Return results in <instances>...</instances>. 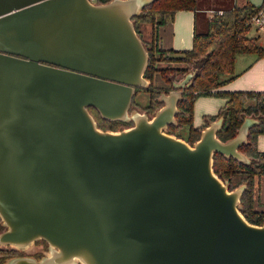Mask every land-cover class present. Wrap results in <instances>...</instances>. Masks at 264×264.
<instances>
[{
	"label": "water",
	"instance_id": "obj_1",
	"mask_svg": "<svg viewBox=\"0 0 264 264\" xmlns=\"http://www.w3.org/2000/svg\"><path fill=\"white\" fill-rule=\"evenodd\" d=\"M150 0H0V246L5 264H264V221L241 210L214 153L240 160L250 125L223 116L193 142L168 130L182 88L131 107L149 50L133 15ZM262 5L264 0H252ZM132 120L103 128L90 109Z\"/></svg>",
	"mask_w": 264,
	"mask_h": 264
},
{
	"label": "trees",
	"instance_id": "obj_2",
	"mask_svg": "<svg viewBox=\"0 0 264 264\" xmlns=\"http://www.w3.org/2000/svg\"><path fill=\"white\" fill-rule=\"evenodd\" d=\"M198 4L199 0H150L139 13L133 15L135 27L149 50L144 74L150 82L137 87V91H148V101L142 104L133 99L135 105L132 107L137 105L152 115L163 103L159 98L161 92L174 88L175 82L193 71L186 84L181 86L177 121L169 123V131L193 142L205 125L223 116L217 134L227 140L238 132L246 116L255 117L247 139L239 146L249 156V161L216 151L214 169L228 181L230 188L246 183L241 195V210L250 221L261 223L264 221V208L257 207L256 191L257 179L264 174V149L258 145V136L264 132V89H220V86L237 74L235 63L239 53L256 52L260 56L264 55V42H261L260 35L250 33L253 25L251 17L264 6V2L257 5L252 0H242L226 7H215L207 18L206 27L195 28L190 47L161 46L159 26L173 19L178 9H197ZM146 23L151 24L150 35L145 34ZM164 60L166 63H163ZM158 76L164 82H156ZM202 94H221L226 99L216 112L205 113L203 122L196 125L193 122L194 103ZM90 109L98 115V124L103 128H118L132 123V120L103 117L94 106H90ZM185 126L187 128L182 130ZM4 227L0 216V230ZM15 251L19 249L0 246V263L4 264V259Z\"/></svg>",
	"mask_w": 264,
	"mask_h": 264
},
{
	"label": "crops",
	"instance_id": "obj_3",
	"mask_svg": "<svg viewBox=\"0 0 264 264\" xmlns=\"http://www.w3.org/2000/svg\"><path fill=\"white\" fill-rule=\"evenodd\" d=\"M242 0H199L197 9L180 8L173 19L159 26V42L163 47L183 48L193 43L195 28L204 29L213 8L226 7ZM145 34H151V24L144 25ZM264 30V29H263ZM262 29L254 26L251 34L262 37ZM237 74L220 86V89H264V55L256 52H241L237 55ZM221 94L199 95L194 103V124L203 122L205 113H214L225 102ZM258 145L264 149V132L258 136ZM257 207L264 208V174L257 179Z\"/></svg>",
	"mask_w": 264,
	"mask_h": 264
},
{
	"label": "rangeland",
	"instance_id": "obj_4",
	"mask_svg": "<svg viewBox=\"0 0 264 264\" xmlns=\"http://www.w3.org/2000/svg\"><path fill=\"white\" fill-rule=\"evenodd\" d=\"M254 26H256V25H252L251 31L254 29ZM258 29H262L263 30L264 27L263 28L262 27L261 28L258 27ZM262 34L263 35L260 38V40H261V42H264V30L262 31ZM163 63H166V61L164 60ZM155 80H156V82H164V80L161 77H159V76ZM134 99H136L137 101H139L142 104H145L148 101V99H149V93L146 90H139L134 95ZM132 105H135V104L132 102ZM132 105H131V107H132ZM135 107H137V105ZM137 108H139V107H137ZM139 109L144 111V109H142V108H139ZM93 114L95 115V113H93ZM97 116L95 115L96 119H97ZM185 128H187V126L183 127L182 130H185ZM42 249L45 250L44 254H46L49 251V242L47 240L43 239V238H38L34 242L30 243L29 245H27L26 247L22 248L19 251L22 252V253L23 252L36 253L37 251H41ZM16 254H18V253H16ZM5 259L3 261L4 264H5ZM0 264H2V263H0ZM71 264H82V263L80 261H76V262L71 263Z\"/></svg>",
	"mask_w": 264,
	"mask_h": 264
},
{
	"label": "built area",
	"instance_id": "obj_5",
	"mask_svg": "<svg viewBox=\"0 0 264 264\" xmlns=\"http://www.w3.org/2000/svg\"><path fill=\"white\" fill-rule=\"evenodd\" d=\"M251 21L253 25H256L260 28L264 27V6L252 15Z\"/></svg>",
	"mask_w": 264,
	"mask_h": 264
},
{
	"label": "flooded vegetation",
	"instance_id": "obj_6",
	"mask_svg": "<svg viewBox=\"0 0 264 264\" xmlns=\"http://www.w3.org/2000/svg\"><path fill=\"white\" fill-rule=\"evenodd\" d=\"M44 252H45V250L42 249L41 251H37L36 253H33V254H35L37 257H41V256L44 255ZM16 253L20 254V253H22V252H20V251H15L14 254H16ZM23 253H24V252H23Z\"/></svg>",
	"mask_w": 264,
	"mask_h": 264
}]
</instances>
